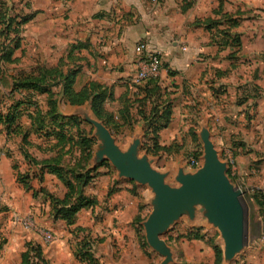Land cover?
I'll return each mask as SVG.
<instances>
[{"label": "crops", "instance_id": "crops-1", "mask_svg": "<svg viewBox=\"0 0 264 264\" xmlns=\"http://www.w3.org/2000/svg\"><path fill=\"white\" fill-rule=\"evenodd\" d=\"M9 15H17L18 20L28 17L19 33L5 29V16ZM230 19L238 24L234 25ZM224 30L229 36L239 35L241 46L232 48L228 44L223 45V38L227 36ZM15 36L20 37L21 46L14 52V61L0 63V98L4 94L10 97L9 105L28 94L46 112L49 109L48 94L13 91L14 77L20 72L32 73L38 66L51 68L61 65L64 72L74 67L79 69L75 82L77 90L91 82L112 90L113 99L105 103L109 112L120 115L122 110L129 108L125 112L128 120H122L121 133L116 135L95 114L90 100L72 104L67 100L61 85L54 87L58 113L77 117L90 127V137L95 140L90 166L95 161L96 165L101 163L98 159L105 156L101 155V151L110 136L122 153L127 155L125 158L129 157L133 147L137 151V158L154 160L158 167L168 154H153L144 149L146 121L142 112L148 114L157 103V111L163 113L166 103L170 101V121L160 131L159 139L161 145L173 148L170 155L175 156L174 162L167 163V166H173L178 159L182 163L184 157H180L178 152L190 147L193 141L196 142V148L202 151L204 137L207 136L221 160H227L223 156L224 149L232 150L237 171L233 174L229 169L227 173L234 183L246 189L247 195H251L255 189L264 191V65L244 64L247 57L261 58L264 54V0H0V52ZM141 41L147 42L149 50L158 51L164 61L165 70L160 80L162 91L158 100L155 96L145 100L136 99L146 96L143 90L148 84V81H135L139 58L136 46ZM21 121L26 129L30 128L31 120L26 114ZM0 129V135L8 137L4 127ZM12 136L16 137L11 135L9 138ZM32 136L34 142L42 143L36 135ZM18 150L16 154L22 158ZM30 151L37 158L50 156L36 147ZM201 156L199 162H202ZM105 160L115 168L111 160ZM30 167L31 174L40 182L39 189L45 187L54 193L58 185L61 187L58 195H64L66 188L55 175L45 173L42 183L43 180L38 176L39 168L32 164ZM98 180L109 184L110 176H102ZM116 180L134 181L133 186L144 188V202L150 207L146 214L148 217L153 210L150 200L154 194L151 189L136 180L120 177L118 171ZM173 181L172 177L169 178L170 183ZM97 199L99 204L94 209H82L78 213L74 225L68 226L61 219L55 220L50 206V220L42 224L39 222L47 229L57 224L85 229L81 226L89 223L84 220V216L104 212L103 202ZM251 199L256 205L259 221L258 224L250 225L249 218L245 247L236 264H264V220L261 207ZM108 210L105 213L111 214L112 211ZM136 217H140L139 226L145 234L142 223L147 217L140 214ZM184 220L187 230L196 226L182 218L170 229ZM204 226L218 234V240L214 241L223 252L220 232L214 227ZM96 229L94 226L88 233H96ZM119 229L124 233L118 235V242L125 244L128 241V248H134L139 259L145 256L148 260L147 263H141V259L134 262L162 263L164 257L155 250L157 259L154 255L151 258L145 255L146 248L141 246L143 238H138L135 228L122 223ZM107 230L109 234L110 228ZM126 230L130 235L128 238L125 236ZM68 232L69 229L59 236L57 234L54 241L63 242V237L69 238ZM60 236L62 239H59ZM161 237L166 240L167 232ZM105 240L106 237H102L98 244L93 245L95 256L100 261L107 255L100 247L103 243L109 245L110 241ZM191 241L201 243L208 253L214 251L211 239L207 237ZM62 246L53 252L44 249L45 257L51 258L52 262L62 260V254H67V250L62 252ZM66 256L65 260L74 264H86L75 256L70 246ZM222 264H228L224 254Z\"/></svg>", "mask_w": 264, "mask_h": 264}, {"label": "trees", "instance_id": "trees-1", "mask_svg": "<svg viewBox=\"0 0 264 264\" xmlns=\"http://www.w3.org/2000/svg\"><path fill=\"white\" fill-rule=\"evenodd\" d=\"M5 20V29L14 30L19 33L23 24L28 20L24 16L17 19V15H9ZM234 25L238 22L230 19ZM223 38V45L228 44L232 48L241 46V39L239 35L229 36ZM222 45V46H223ZM20 37L15 36L11 43H7L1 48L0 63L13 62L14 52L20 48ZM61 65L57 67L38 66L32 73L20 72L14 77L13 91H28L48 94L49 109L43 111L38 101L33 99V96L28 94L20 99L14 101L9 105L6 111H0V127L3 126L7 136L15 135L21 137L20 151L24 159L32 165L39 168L38 176L43 179L45 173L55 175L65 186L66 192L61 197L56 193L50 192L47 188L41 187L35 189L31 185V178L33 175L28 172H18V179L28 190H32L33 197L42 194L45 200L49 202L51 207V214L55 220H63L68 226L76 223L78 213L82 209H94L99 200L95 197L86 195L85 188L94 180L98 169L101 166H110L108 162H104L95 169H88L90 159L92 156L93 145L95 140L90 137L91 130H88L84 125V121L77 117H66L58 113L57 98L55 96L54 87H61L64 89L67 100L72 104H82L87 100L91 101L92 109L96 115L104 120V122L112 129L113 133L119 135L122 126V120H128L126 117V108L120 112V115L109 112L105 108V103L108 99H113V91L100 84L91 82L85 85L80 90L75 88V82L79 69L74 67L64 72ZM146 96L138 98L137 100H145L152 98L158 100L161 95L162 87L160 80H148L147 86L144 88ZM158 104H154L150 112L143 113L146 121L145 124V138L144 149L149 153L158 154L166 152L167 154L173 152L172 146H163L160 144V131L168 126L171 113L172 104L167 102L164 107V112L157 111ZM126 112V113H125ZM26 114L31 120L30 128L26 129L21 121L22 116ZM0 129V133H1ZM42 140V143H36L31 139L32 135ZM36 147L38 150L50 156L45 158H37L30 149ZM201 150L198 148L193 155L199 158ZM68 156L72 157L67 162ZM17 166H14L16 169ZM35 176V175H34ZM248 197L253 198L254 201L261 207L264 220V191L255 189ZM140 224V217L135 219ZM81 229V228H80ZM82 230V229H81ZM184 237L187 239H204L205 234L201 233L199 229H188ZM144 238V237H143ZM7 243V239L3 238L0 241V248ZM94 241L89 238L81 240L77 243L74 250L75 256L86 264H102L99 258L95 256L93 251ZM146 243L143 241L142 246ZM211 245L215 252V264H222L223 252L218 243L211 241ZM20 264H49L45 258L44 251L41 245H30L22 253V261ZM185 264V263H183Z\"/></svg>", "mask_w": 264, "mask_h": 264}, {"label": "rangeland", "instance_id": "rangeland-1", "mask_svg": "<svg viewBox=\"0 0 264 264\" xmlns=\"http://www.w3.org/2000/svg\"><path fill=\"white\" fill-rule=\"evenodd\" d=\"M260 63H263L261 65H264V54L261 55V58L247 57L244 64L253 66L260 65ZM5 95L6 94L2 95V98H0V111H4L10 103V97L7 98ZM86 128L90 129L88 125ZM31 139L35 141L33 136H31ZM21 143L20 136H12L9 138L6 137L5 134L0 135V241L3 238L7 239V243L0 248V264H20L22 261V253L27 249L29 244L34 246L41 245L43 251L46 249L47 251L52 252L63 245L62 252L67 250V254H62V257H60L62 260L52 262L51 258H47V256L45 258L48 260L49 264H74L73 262L65 260L68 257L66 255H68L69 246L74 251L77 243L81 240L89 238L94 241V245L95 243L98 244L102 237H106L107 240L105 241H110L109 245H104L105 243H103V245L100 246L102 247V250H105L107 253L105 259H102L101 261L102 264H137L134 261H140V259L141 263H147L148 260L147 258L145 259V256H140L139 259L136 250H134V248H128V241H126L125 244H120V242H118V235H123L124 233L119 229L122 223H128L130 227L133 229L135 228L138 238L139 236L141 238L144 237L142 241H145L146 243V256L149 255L151 258L152 255H154L155 259L158 258V255L154 253V249L148 244L146 236L143 234V228L141 229L137 223L138 221L135 220L138 214L147 217L146 214L150 209V207L144 202V188L141 186L138 188L135 185L133 186L134 181L117 182L116 171L118 170L112 165L101 166L102 168H99L97 172H94V175L96 174L94 180L85 188L86 195L99 198L100 201L103 202V208H105L103 209L104 212L102 214L101 212L95 215L89 213L86 217L84 216V220L89 223L87 226H81L85 227V229L81 230L74 226L68 228L64 224L50 226V229H48L54 233L55 238L57 234L59 236L69 229L67 234L69 238L63 237V242L62 240L59 242H47L39 234L26 229L20 222V219L24 216L31 215L39 224L40 222L42 224L43 221H49L51 217L48 215V206L50 205L49 202L45 200L44 196L40 193L39 196L33 197L32 190L26 189L18 179L19 171H29L31 173L32 170L30 164L23 160L24 157L20 151ZM196 146V142L193 141L190 144V147L178 152L180 157H184V161L182 162V165L176 166L177 168L185 166L186 169L191 168L192 170L201 165V161L196 167H191L189 164V157L196 151ZM18 148V151H20L19 156L22 158H19L16 154ZM202 153L203 150L201 151V154ZM170 154L171 152L160 162L158 168L165 170L167 168V163L172 162L173 164L175 156ZM70 159H72V157L68 156L67 162H69ZM104 162L107 161L103 160L94 168H90L89 165L88 169H95ZM14 166H17V168L14 169ZM102 176H110L109 184L98 180V178ZM41 180H43V183L45 179L41 178ZM30 182L33 188L39 189L40 182L36 179V176L33 175ZM54 184L56 183L54 182ZM57 188L58 189L54 193L58 195L61 187L57 185ZM242 206L248 211L250 225L258 224L259 220L256 217V205L253 200L248 197L247 192L244 196ZM106 209L112 211L111 214L105 213ZM184 222H186V220L167 231L166 242L176 251V259L178 260V263L176 264H213V260L215 259L214 251H211V253L209 252V254L206 252V247L201 243L191 241L190 239H187V237H184L189 231L186 229L187 226ZM92 223L94 224L92 225ZM94 226L97 228L95 230L96 233H88V230L92 231V227ZM108 228L111 230L109 234L107 232ZM192 229H199V231L204 233L205 237L211 239V241L218 240V234L213 230L205 229V226L203 225H196ZM127 231L128 230L125 231V236L128 238L130 235L127 234ZM59 239H62V236H60ZM208 242H210V240H208ZM146 251H148V254ZM237 260L238 259L234 260L232 264H236V262H238Z\"/></svg>", "mask_w": 264, "mask_h": 264}, {"label": "water", "instance_id": "water-1", "mask_svg": "<svg viewBox=\"0 0 264 264\" xmlns=\"http://www.w3.org/2000/svg\"><path fill=\"white\" fill-rule=\"evenodd\" d=\"M113 139L109 136L106 140V147L101 151L105 156L98 162L111 160L120 177L136 180L151 189L153 210L142 224L148 244L164 257L161 264L177 263L175 249L161 234L182 218L191 225L216 228L221 234L223 254L228 264L243 253L249 226L248 211L242 206L247 190L230 179L227 173L229 161L221 160L207 136L204 137L202 163L192 170L185 166L177 168L182 165L180 159L161 170L154 160L137 158L133 147L129 157L125 158L127 155ZM95 166L96 161L90 168ZM171 177L174 181L170 183Z\"/></svg>", "mask_w": 264, "mask_h": 264}, {"label": "built area", "instance_id": "built-area-1", "mask_svg": "<svg viewBox=\"0 0 264 264\" xmlns=\"http://www.w3.org/2000/svg\"><path fill=\"white\" fill-rule=\"evenodd\" d=\"M67 1V0H63ZM156 2L157 0H153ZM136 51L139 54L137 61V72L135 81L140 83L148 80H161L165 70L162 55L155 50H149L146 41H141L136 46ZM223 156L229 161L230 169L233 174L237 171V162L230 148L223 150ZM191 167L199 165V158L195 155L189 157ZM23 226L34 233L39 234L45 241L52 242L55 240V235L49 229L40 225L31 215L24 216L20 219Z\"/></svg>", "mask_w": 264, "mask_h": 264}]
</instances>
